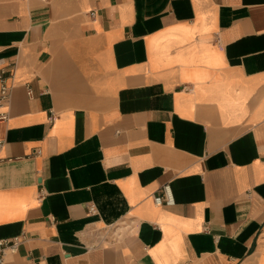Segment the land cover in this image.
<instances>
[{
    "label": "crops",
    "instance_id": "1",
    "mask_svg": "<svg viewBox=\"0 0 264 264\" xmlns=\"http://www.w3.org/2000/svg\"><path fill=\"white\" fill-rule=\"evenodd\" d=\"M0 71L4 264H264V0H0Z\"/></svg>",
    "mask_w": 264,
    "mask_h": 264
},
{
    "label": "built area",
    "instance_id": "2",
    "mask_svg": "<svg viewBox=\"0 0 264 264\" xmlns=\"http://www.w3.org/2000/svg\"><path fill=\"white\" fill-rule=\"evenodd\" d=\"M9 99V87L6 85L4 81L3 71H0V106L7 103ZM8 117L7 111H0V120H6ZM54 112H51L49 116V121L52 122L54 120ZM0 142V146H1ZM38 154L39 151H36ZM40 196L42 197V192H40ZM153 201L156 205L159 206H172L175 203L172 189L169 183H165L161 186L160 191L157 195L154 196ZM88 212L94 213L95 207L94 205H88ZM26 240L24 235L15 236L7 239H0V264H4L5 257L8 254H15L19 244ZM29 264H45L40 260L31 261Z\"/></svg>",
    "mask_w": 264,
    "mask_h": 264
},
{
    "label": "rangeland",
    "instance_id": "3",
    "mask_svg": "<svg viewBox=\"0 0 264 264\" xmlns=\"http://www.w3.org/2000/svg\"><path fill=\"white\" fill-rule=\"evenodd\" d=\"M128 228L126 224H119L112 229L113 237L117 238V236H122L123 233L127 232Z\"/></svg>",
    "mask_w": 264,
    "mask_h": 264
}]
</instances>
